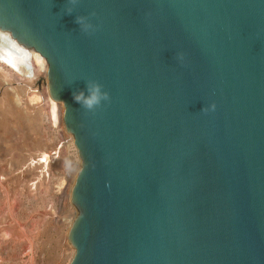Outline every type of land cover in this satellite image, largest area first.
<instances>
[{
    "label": "water",
    "instance_id": "water-1",
    "mask_svg": "<svg viewBox=\"0 0 264 264\" xmlns=\"http://www.w3.org/2000/svg\"><path fill=\"white\" fill-rule=\"evenodd\" d=\"M0 30L77 151L68 264H264V0H0Z\"/></svg>",
    "mask_w": 264,
    "mask_h": 264
},
{
    "label": "rangeland",
    "instance_id": "rangeland-1",
    "mask_svg": "<svg viewBox=\"0 0 264 264\" xmlns=\"http://www.w3.org/2000/svg\"><path fill=\"white\" fill-rule=\"evenodd\" d=\"M2 79L4 78L0 75V92L3 94V96L0 94L1 107H3L2 103L6 102H4L6 110L0 108V264H68L73 255V249L67 240V222L70 220L67 219L75 212V208L67 198V190L69 180L77 166L74 152L70 149L73 145L68 144L67 146L61 127L57 124L55 127L52 125L54 123H51L49 108L44 99H41L42 95H39V100L31 103L33 101L27 100L23 89L21 90L25 86L21 81L18 82L15 78H8L9 80L5 78L4 81ZM10 87L13 89L11 90ZM18 87H21L20 90ZM13 91L15 93L18 91L19 94L15 95L12 93ZM1 96L5 99L3 100ZM15 106L16 108H14ZM39 117L41 118L39 119ZM62 143L66 146H62ZM36 148L39 152H35ZM41 151L46 152L44 156L48 157L45 159L46 162L44 161V170L40 163H35V165L31 164L29 160L27 161L30 155L40 154ZM49 151L54 155H51ZM50 155L53 157L51 158ZM25 162L28 163L25 164ZM29 164L33 166L31 167ZM36 167L41 170L39 171L42 176L39 177L38 173L40 172ZM44 173L47 174V177L43 176ZM39 179H43L41 183ZM34 181L37 185H34ZM26 182H30V184ZM38 184L41 186L39 187Z\"/></svg>",
    "mask_w": 264,
    "mask_h": 264
},
{
    "label": "bare ground",
    "instance_id": "bare-ground-1",
    "mask_svg": "<svg viewBox=\"0 0 264 264\" xmlns=\"http://www.w3.org/2000/svg\"><path fill=\"white\" fill-rule=\"evenodd\" d=\"M29 60V63H30V65H31V68H32V72H33V78H34V80H33V82H32V85H29L28 84V82H26V81H23L22 82V84H24L25 86L23 87V88H21V87H18V89L19 88H21V90L23 89V91H24V94H26V97H27V100L29 99V101L31 102V101H33V102H31V103H34V101H36L38 98H39V95L41 96L42 95V97L43 98H41V99H44V101H45V103H47V105H48V108H49V112H50V117L52 118V122L51 123H54V124H52V125H54V127H55V124H57L59 127H61V129H62V131L61 132H63L64 133V135H65V137L66 136H68V137H64V139L66 140V142H65V144L68 146V144H71V146H72V148H70V149H72L73 150V152H74V156H75V159H76V162H77V166L75 167V171H74V174H73V176L70 178V183H69V187H68V190H67V198L70 200L71 199V189H72V186H73V183H74V180H75V178H76V175L78 174V171H79V169H80V167H79V159H78V157H77V151H76V149H75V147H74V143H73V138H72V136L70 135V134H68L67 132H66V130H65V128H64V125H63V121H62V116H63V107H62V105L60 104V103H57V102H55L50 96H49V93H48V87H47V64H46V62H45V60H44V58H42V56H40L37 52H35L34 50H32V49H30V48H27V47H25V46H23L22 44H20L19 42H17L11 35H10V33L9 32H7V31H2V30H0V75H1V77L2 78H4V79H2V81H4V80H6V79H8V78H15L13 75L14 74H16L17 72L19 73V74H23V72L22 71H24V69H25V67H26V65H27V61ZM22 72V73H21ZM6 78V79H5ZM12 79V80H13ZM16 79V78H15ZM9 80V79H8ZM17 80V79H16ZM18 82H20L19 80H17ZM6 82V81H5ZM11 82V81H10ZM4 83V82H3ZM5 84V83H4ZM7 84V83H6ZM16 84V83H15ZM11 85H13V84H11ZM5 87V86H4ZM17 87V86H16ZM36 88L37 89V91H34L33 90V88ZM11 88V87H10ZM9 89V88H8ZM13 88H11V90H12ZM20 90V89H19ZM3 92H4V90H3ZM38 92V93H37ZM12 93H14L15 95L18 93V91H17V93H15V91H13ZM0 94H1V92H0ZM19 94V93H18ZM17 94V95H18ZM20 94H21V91H20ZM2 96H3V94H1ZM13 95V94H12ZM1 96V97H2ZM11 96V95H10ZM21 96V95H20ZM24 97V96H23ZM25 98V97H24ZM2 99H3V97H2ZM5 99V98H4ZM3 99V100H4ZM39 100V99H38ZM3 102V101H2ZM5 102V101H4ZM2 103L3 104V107H1L2 105H0V108H4V107H6V106H4V105H6L5 103ZM14 102V101H13ZM0 103H1V101H0ZM9 103H10V101H9ZM13 104V103H12ZM9 105V104H8ZM13 105H15V104H13ZM20 105V104H19ZM13 107V106H12ZM10 108V107H9ZM14 108H16V106L14 107ZM40 108H41V106H40ZM5 109V108H4ZM26 109V108H25ZM6 110V109H5ZM36 110V109H35ZM39 110V109H38ZM1 111V110H0ZM8 111V110H7ZM13 111V110H12ZM17 111V110H16ZM40 111V110H39ZM6 112V111H5ZM11 112V111H10ZM10 112H9V114H10ZM18 112V111H17ZM8 113V112H7ZM12 113V112H11ZM15 113V112H14ZM1 114H3V113H1ZM29 114V113H28ZM31 114V113H30ZM37 114H38V112H37ZM36 114V115H37ZM6 115V114H5ZM25 115H26V113H25ZM42 115V114H41ZM3 116V115H2ZM28 116H30V115H28ZM32 116V115H31ZM40 116V115H39ZM12 117V116H11ZM19 117V116H18ZM21 117V116H20ZM49 117V118H50ZM30 118V117H29ZM41 117H39V119H40ZM43 118H44V116H43ZM2 119V118H1ZM5 119V118H4ZM10 119V118H9ZM24 119V118H23ZM17 120V119H16ZM35 120H36V118H35ZM38 120V119H37ZM4 121H6V120H4ZM28 121V120H27ZM30 121V120H29ZM40 121V120H39ZM20 122H21V120H20ZM25 122V121H24ZM12 123V122H11ZM10 123V124H11ZM18 123V122H17ZM21 123H23V122H21ZM31 123V122H30ZM33 123V122H32ZM40 123V122H39ZM38 123V124H39ZM3 124V123H2ZM1 124V125H2ZM8 124V123H7ZM16 124V123H15ZM24 124V123H23ZM36 124V123H35ZM38 124H37V126H38ZM4 125H5V123H4ZM32 125V124H31ZM30 125V126H31ZM33 126V125H32ZM52 127V126H51ZM27 128V127H26ZM35 128H36V126H35ZM32 129V128H31ZM30 129V130H31ZM30 130H29V132H30ZM31 131H33V130H31ZM36 131V130H35ZM32 135V134H31ZM41 135V134H40ZM28 136V135H27ZM26 136V137H27ZM60 136V135H59ZM29 137V136H28ZM41 138V137H40ZM38 140V139H37ZM41 140H43V139H41ZM60 141V140H59ZM64 141V140H63ZM62 141V142H63ZM39 142V141H38ZM30 143H31V141H30ZM33 144V143H32ZM36 144V143H35ZM37 144H39V143H37ZM63 144V143H62ZM65 144H63L62 146H66ZM34 145V144H33ZM41 145V144H40ZM43 145V144H42ZM53 145V144H52ZM27 146H28V144H27ZM57 146V145H56ZM7 147H9V146H7ZM45 147V146H44ZM11 148V147H10ZM38 148H39V146H38ZM38 148H36V151L35 152H39V150L37 151V149ZM39 149H41V148H39ZM17 150V149H16ZM23 150V149H22ZM44 149H42V151H43ZM51 150V149H50ZM59 150V149H58ZM21 151V150H20ZM41 151V152H42ZM45 151V150H44ZM51 151H53V150H51ZM51 151H49V153L51 152ZM29 152V151H28ZM27 152V153H28ZM34 152V151H33ZM40 152V154L39 153H35V154H33L32 156L30 155L29 156V158L27 159V161L29 160V162L31 163V164H35V163H40L41 164V166L43 167L44 166V161H45V159H47L46 158V156H44V153H46V152H42L41 153ZM54 152V151H53ZM53 152H51V155H54V153ZM56 152H59V151H57L56 150ZM47 153H48V151H47ZM61 153V152H60ZM16 154V153H15ZM20 154H21V152H20ZM19 155V154H18ZM48 155V154H47ZM51 155H50V157H51ZM57 155V154H56ZM63 155V154H62ZM27 156V155H26ZM53 157V156H52ZM51 157V158H52ZM55 157V156H54ZM58 157V156H57ZM61 157V156H60ZM26 158V157H25ZM50 158V159H51ZM24 159V158H23ZM56 159V158H55ZM10 160V159H9ZM22 160V159H21ZM26 161V160H25ZM54 161V160H53ZM1 162H3V161H1ZM10 162V161H9ZM12 162V161H11ZM21 162V161H20ZM46 162V161H45ZM64 162V161H63ZM66 162V161H65ZM14 163H16V162H14ZM22 163V162H21ZM26 163H28V162H25V164ZM48 163V162H47ZM46 163V164H47ZM49 163H52V162H49ZM54 164H55V161L53 162ZM6 164V163H5ZM11 164V163H10ZM59 164V163H58ZM57 164V165H58ZM67 164V163H66ZM12 165V164H11ZM30 165V164H29ZM36 165V164H35ZM38 165V164H37ZM50 165H52V164H50ZM50 165H47V166H50ZM63 165V164H62ZM27 166H28V164H27ZM31 167L33 166V165H30ZM59 166V165H58ZM66 166V165H65ZM68 166H69V163H68ZM13 167V166H12ZM19 167V166H18ZM35 167V166H34ZM33 167V168H34ZM28 168H29V166H28ZM36 168H38V167H36ZM39 168H40V166H39ZM38 168V171L41 169H39ZM44 168L45 167H43L42 168V170H44ZM14 169V168H13ZM30 169V168H29ZM28 169V170H29ZM55 169V168H54ZM48 170L50 171V169L48 168ZM47 170V171H48ZM53 170V169H52ZM14 171V170H13ZM17 171V170H16ZM34 171V170H33ZM41 171V170H40ZM39 171V172H40ZM36 172H37V170H36ZM36 172H34V173H36ZM45 172V171H44ZM41 173V172H40ZM40 173H38L39 174V177L40 176H42V173L40 174ZM11 174V173H10ZM16 176H17V174H16ZM18 176H19V174H18ZM33 176H34V174H33ZM32 176V177H33ZM36 176H37V174H36ZM43 176H45V177H47V174L46 173H44L43 174ZM28 177V176H27ZM31 177V178H32ZM38 177V176H37ZM44 177V178H45ZM52 177V176H51ZM21 178V177H20ZM26 178V177H25ZM25 178H24V180H25ZM30 178V177H29ZM30 178V179H31ZM42 178V177H41ZM38 179V178H37ZM20 180H22V179H20ZM33 180V179H32ZM40 180V183H41V180H43V179H39ZM27 181V180H26ZM29 181V180H28ZM31 181V180H30ZM38 181V180H37ZM39 182V181H38ZM19 183V182H18ZM26 183H28V184H30V182H26ZM34 183H35V181H34ZM46 183H47V181H46ZM32 184H33V181H32ZM23 185V184H22ZM34 185H37V183H35ZM43 185V184H42ZM26 186V185H25ZM32 188H33V186L32 185H30ZM38 186L40 187L41 185H39L38 184ZM29 187V186H28ZM30 187V189H32ZM37 187V186H36ZM29 189V188H28ZM36 190V189H35ZM38 191V190H37ZM40 191V190H39ZM18 192V191H17ZM28 192H29V190H28ZM30 193H31V191H30ZM33 194V193H32ZM39 194V193H38ZM35 196V195H34ZM30 199H31V197H30ZM70 203H71V200H70ZM3 217V216H2ZM51 217V216H50ZM75 217H76V212H73L72 214H71V217L70 218H68L67 220H69L68 222H67V232H68V229H69V226H70V224H72V222L74 221V219H75ZM4 218V217H3ZM4 220V219H3ZM6 221V220H5ZM1 222V221H0ZM3 228V227H2ZM2 235V234H1Z\"/></svg>",
    "mask_w": 264,
    "mask_h": 264
},
{
    "label": "built area",
    "instance_id": "built-area-1",
    "mask_svg": "<svg viewBox=\"0 0 264 264\" xmlns=\"http://www.w3.org/2000/svg\"><path fill=\"white\" fill-rule=\"evenodd\" d=\"M22 72H23V74H19V73L17 72V73L14 74L13 76H14L17 80H19V81H21V82L26 81V82H28L29 85H32V82H33L34 78H33V72H32V68H31V65H30V63H29V60L27 61V65H26L24 71H22ZM22 72H21V73H22ZM34 89H35V91H37V89H36L35 87H34ZM34 89H33V90H34Z\"/></svg>",
    "mask_w": 264,
    "mask_h": 264
},
{
    "label": "clouds",
    "instance_id": "clouds-1",
    "mask_svg": "<svg viewBox=\"0 0 264 264\" xmlns=\"http://www.w3.org/2000/svg\"><path fill=\"white\" fill-rule=\"evenodd\" d=\"M92 102H96V98H95V97L93 98V101H92ZM213 107H214V106H213Z\"/></svg>",
    "mask_w": 264,
    "mask_h": 264
}]
</instances>
